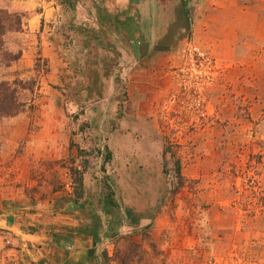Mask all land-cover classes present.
<instances>
[{"label": "rangeland", "instance_id": "rangeland-1", "mask_svg": "<svg viewBox=\"0 0 264 264\" xmlns=\"http://www.w3.org/2000/svg\"><path fill=\"white\" fill-rule=\"evenodd\" d=\"M263 21L0 0V264H264Z\"/></svg>", "mask_w": 264, "mask_h": 264}, {"label": "trees", "instance_id": "trees-1", "mask_svg": "<svg viewBox=\"0 0 264 264\" xmlns=\"http://www.w3.org/2000/svg\"><path fill=\"white\" fill-rule=\"evenodd\" d=\"M3 26L0 22V34L3 32ZM19 111L18 106H13L12 108H7V109H0V117L2 116H12L15 115Z\"/></svg>", "mask_w": 264, "mask_h": 264}, {"label": "crops", "instance_id": "crops-1", "mask_svg": "<svg viewBox=\"0 0 264 264\" xmlns=\"http://www.w3.org/2000/svg\"><path fill=\"white\" fill-rule=\"evenodd\" d=\"M260 6H262V7L264 6V0H253V10H254V12L257 13L258 19H260L261 17L264 16L263 9L260 8Z\"/></svg>", "mask_w": 264, "mask_h": 264}]
</instances>
